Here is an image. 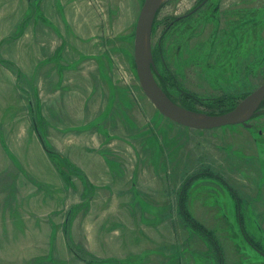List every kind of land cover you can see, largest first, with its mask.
<instances>
[{
	"label": "rangeland",
	"instance_id": "374dc122",
	"mask_svg": "<svg viewBox=\"0 0 264 264\" xmlns=\"http://www.w3.org/2000/svg\"><path fill=\"white\" fill-rule=\"evenodd\" d=\"M144 2L0 0V264H264V114L163 116L135 63ZM197 3L163 2L153 72L208 114L264 84V0L172 24Z\"/></svg>",
	"mask_w": 264,
	"mask_h": 264
},
{
	"label": "water",
	"instance_id": "95a60500",
	"mask_svg": "<svg viewBox=\"0 0 264 264\" xmlns=\"http://www.w3.org/2000/svg\"><path fill=\"white\" fill-rule=\"evenodd\" d=\"M165 0H145L140 12L135 37V63L137 74L144 93L159 112L170 120L199 130L244 125L257 114L264 101V84L244 98L234 109L223 114L198 113L181 106L172 100L157 81L152 53V33L157 15Z\"/></svg>",
	"mask_w": 264,
	"mask_h": 264
},
{
	"label": "trees",
	"instance_id": "16d2710c",
	"mask_svg": "<svg viewBox=\"0 0 264 264\" xmlns=\"http://www.w3.org/2000/svg\"><path fill=\"white\" fill-rule=\"evenodd\" d=\"M202 0H200V2H201ZM154 58L156 59V56H154ZM158 75V74H157ZM171 75V74H170ZM173 75V74H172ZM159 76V75H158ZM156 77L157 78V81L159 82V84H160V86L163 88V90L168 94V96L172 99V100H174V101H176L177 103H179V104H181L182 103V105L183 106H185L186 108H189V109H193V110H195V108L194 107H191L193 104L191 103V102H189V100H191V99H194L195 101H198L199 99L197 98V97H195V96H193V95H191V94H187V93H185V91L183 90V89H180L179 87H178V89L175 87V90L180 94V96H181V98L182 99H179V100H176L175 98H174V96L171 94V92H170V86L168 85L167 86V81H166V78H164V77H162V76H159V77ZM159 78V79H158ZM170 79L172 80V78L170 77ZM168 82H170V81H168ZM236 106V105H235ZM235 106H232V107H229V108H225V109H222V110H212V111H210V112H208V114H223V113H226V112H229V111H231L232 109H234V107ZM217 108H219V107H217ZM261 108H264V102H263V104H262V106H261ZM197 110V109H196ZM198 111V110H197ZM180 209H181V213H182V216H184L185 217V219H187L189 222H192L193 223V225H195V227H197V228H199L198 226H197V224L195 223V222H193V221H191V219H190V217L188 216V214L186 213V211L183 209V205H182V203L180 204ZM200 229V228H199ZM213 240V242L215 243V245H217L216 244V242L214 241V239H212ZM217 247H219V246H217Z\"/></svg>",
	"mask_w": 264,
	"mask_h": 264
},
{
	"label": "flooded vegetation",
	"instance_id": "af4514ba",
	"mask_svg": "<svg viewBox=\"0 0 264 264\" xmlns=\"http://www.w3.org/2000/svg\"><path fill=\"white\" fill-rule=\"evenodd\" d=\"M198 1H199V3L196 4V6L192 9V11H190L189 13H187L185 15L179 16L177 19H175V21L172 22V24L175 22L183 21L185 19H189L190 17L196 15V13L198 11H200L201 9H203L204 7H206L210 3L211 0H202L201 2H200V0H198ZM261 114H264V108L260 107V109L257 112V114L255 115V117H257L258 115H261Z\"/></svg>",
	"mask_w": 264,
	"mask_h": 264
}]
</instances>
